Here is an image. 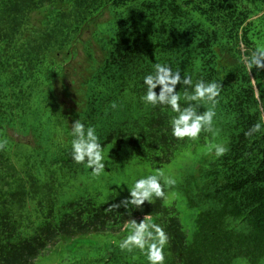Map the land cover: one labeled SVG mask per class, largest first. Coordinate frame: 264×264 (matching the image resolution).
Returning a JSON list of instances; mask_svg holds the SVG:
<instances>
[{"label": "trees", "instance_id": "16d2710c", "mask_svg": "<svg viewBox=\"0 0 264 264\" xmlns=\"http://www.w3.org/2000/svg\"><path fill=\"white\" fill-rule=\"evenodd\" d=\"M263 9L264 0H0V109L9 97L17 104L41 99L51 82L63 76L61 56L74 55L82 34L90 31L102 59L111 65L133 58L141 71L146 63L161 61L181 75L198 66V81L222 84L215 109L224 119V133L215 130L211 140L229 149L222 158L210 150L197 164L196 183L210 189L208 208L224 214L209 216L210 231L219 222L221 231H231L223 222L232 218L238 257L264 264V128L245 136L252 125L264 123V69L248 73L242 63L264 45V32L254 21L264 12L253 18ZM155 26H171L182 43L167 48V42L153 37L159 43L155 46L149 35L158 36V31H146ZM177 49L189 55L186 60ZM83 53L89 58L91 48L83 46ZM159 108L150 122L148 147L168 163L173 137L168 116H161ZM144 218L168 233L174 264H210L188 259L186 236L173 207L144 203L109 211L89 201L59 205L55 187L40 185L29 172L18 173L0 155V264H32L47 246L76 237L69 254L61 250L63 264H142L137 251L122 252L118 244L130 234V221Z\"/></svg>", "mask_w": 264, "mask_h": 264}, {"label": "rangeland", "instance_id": "374dc122", "mask_svg": "<svg viewBox=\"0 0 264 264\" xmlns=\"http://www.w3.org/2000/svg\"><path fill=\"white\" fill-rule=\"evenodd\" d=\"M263 12L264 9L253 18H259ZM192 14L198 22L202 20L198 13ZM104 18H108V15ZM254 21L260 23L259 29L264 32V17ZM153 30L158 31V36L149 35L155 46L159 45L155 38L167 42V48L173 47L174 41H183L181 37L173 35L171 26H155L146 31ZM91 33L82 34L74 55L61 56L60 61L65 68L63 76H60L59 81L51 82L41 99L17 104L15 99L9 97L1 107L0 134L9 140V145L0 151L4 162L18 173L29 172L40 185L55 187L59 205L89 201L95 207L109 211H127L133 207L129 205L125 208L122 201L130 198L129 189L134 181L162 170L165 175L177 179L176 186L166 189L169 193L167 200L153 198L151 203H145L160 204L164 208L173 207L176 210L186 236L185 253L188 259L204 260L210 264H251L249 260L238 257L241 250L237 235L233 233L237 226L232 218L226 216L223 222V227L232 228L231 231H221V222L217 223L218 229L210 231L209 216L221 217L224 214L219 215L222 212L219 209L211 212L214 209L207 206L210 189L206 184L202 187L196 183L197 164H201L208 151L219 143L212 142L211 133H202L195 141L173 138L170 141L172 156L169 162L164 163L160 155L155 157V151L148 147V143L153 134L150 122L155 118L156 109L160 107L159 114L168 116L169 120L176 115L167 106L153 107L140 99L145 91L143 77L153 73L157 63H146L147 67L141 71L136 69L133 58L111 65L107 57L102 59L103 54ZM85 45L91 48L92 55H88L89 58L83 53ZM177 51L185 60L189 56L183 55L180 49ZM98 68H102V72L99 73ZM198 71L196 66L194 70H186L182 76L191 77L195 84ZM175 90L181 96V106H186L183 99L186 88L178 83ZM155 91L159 94L160 87ZM187 92H191L190 87ZM113 103L117 105L116 108L112 107ZM208 106H201L199 111L203 112ZM215 111V130L224 133V119ZM78 119L86 127L94 126L100 138L105 171L99 177L93 176L91 169L85 165L75 164L71 160L70 129ZM201 172L199 168L198 176ZM114 205L120 206L116 208ZM199 230L206 235L199 236ZM33 234L34 231L30 232V235ZM91 239L95 242L102 240V243L112 241ZM72 240L56 247L47 246L32 264H63L66 256L61 250L70 248L68 244ZM135 251L140 254L142 264H147L146 257L139 250ZM165 255L166 264H174L167 247ZM244 256L247 255L244 253Z\"/></svg>", "mask_w": 264, "mask_h": 264}, {"label": "clouds", "instance_id": "9594fccd", "mask_svg": "<svg viewBox=\"0 0 264 264\" xmlns=\"http://www.w3.org/2000/svg\"><path fill=\"white\" fill-rule=\"evenodd\" d=\"M242 63L249 73L253 68L264 69V45L256 47L250 55L242 58ZM186 88L183 97L186 106H181V96L175 90L176 85ZM144 94L140 97L146 105L167 106L176 115L169 120L171 135L178 141L198 140L202 133L215 134L214 119L217 115L215 107L221 94L222 84L217 81H205L203 79L192 83L191 77L181 75V71L173 70L169 64L157 63L153 73L143 77ZM160 87L159 94L155 89ZM191 92H187V88ZM209 105L203 112L201 106ZM113 108L117 105L113 103ZM264 123L257 122L245 132V136L260 133ZM72 136L70 143V157L75 164H83L91 169L93 176L99 177L105 171L103 147L94 126H87L76 120L70 129ZM9 145V140L0 134V151ZM215 157L222 158L228 151L223 144L214 146ZM177 179L172 175H165L164 171L157 170L155 174H149L136 179L129 189L130 198L122 201L125 208L129 205L140 208L146 201L151 203L153 198L167 200L169 193L166 189L176 186ZM116 208L120 205H114ZM139 218V217H137ZM150 218H144L137 222L131 220L127 225L130 232L119 244L122 252L133 253L139 250L146 257L147 264H166L165 248L169 245V235L159 223H154ZM77 238V237H76ZM72 240L68 245L71 246ZM53 247V246H49ZM56 247V246H55ZM68 248H64V253ZM135 258V257H133ZM37 260V259H36ZM35 260V261H36Z\"/></svg>", "mask_w": 264, "mask_h": 264}]
</instances>
